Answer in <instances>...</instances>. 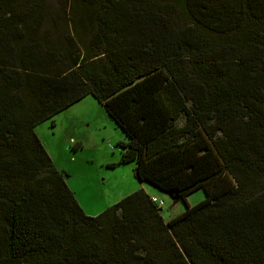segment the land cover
<instances>
[{
  "label": "trees",
  "instance_id": "trees-1",
  "mask_svg": "<svg viewBox=\"0 0 264 264\" xmlns=\"http://www.w3.org/2000/svg\"><path fill=\"white\" fill-rule=\"evenodd\" d=\"M55 1L0 0V264H264V0ZM87 95L182 213H84L34 127Z\"/></svg>",
  "mask_w": 264,
  "mask_h": 264
},
{
  "label": "rangeland",
  "instance_id": "rangeland-1",
  "mask_svg": "<svg viewBox=\"0 0 264 264\" xmlns=\"http://www.w3.org/2000/svg\"><path fill=\"white\" fill-rule=\"evenodd\" d=\"M51 1L54 10H59L58 2ZM34 131L85 214L98 215L138 189L163 201L160 213L164 221L185 210L183 201H173L139 181L134 163L118 164V143L125 140L124 134L91 95L39 123ZM203 198V190L198 189L186 197V203L193 206Z\"/></svg>",
  "mask_w": 264,
  "mask_h": 264
},
{
  "label": "built area",
  "instance_id": "built-area-1",
  "mask_svg": "<svg viewBox=\"0 0 264 264\" xmlns=\"http://www.w3.org/2000/svg\"><path fill=\"white\" fill-rule=\"evenodd\" d=\"M151 201L156 203L158 206H162L163 205V201L155 196H151Z\"/></svg>",
  "mask_w": 264,
  "mask_h": 264
},
{
  "label": "water",
  "instance_id": "water-1",
  "mask_svg": "<svg viewBox=\"0 0 264 264\" xmlns=\"http://www.w3.org/2000/svg\"><path fill=\"white\" fill-rule=\"evenodd\" d=\"M164 193H166V194H168L173 200H175L176 199V197H173V195H172V193L171 192H164Z\"/></svg>",
  "mask_w": 264,
  "mask_h": 264
},
{
  "label": "crops",
  "instance_id": "crops-1",
  "mask_svg": "<svg viewBox=\"0 0 264 264\" xmlns=\"http://www.w3.org/2000/svg\"><path fill=\"white\" fill-rule=\"evenodd\" d=\"M149 195H151V196H156V195H154L153 193H151V194H149ZM157 197V196H156ZM158 198V197H157Z\"/></svg>",
  "mask_w": 264,
  "mask_h": 264
}]
</instances>
